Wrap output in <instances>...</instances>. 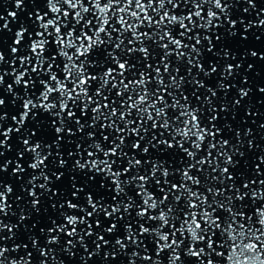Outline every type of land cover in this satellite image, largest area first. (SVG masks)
Masks as SVG:
<instances>
[{"label":"snow or ice","instance_id":"6c2138e0","mask_svg":"<svg viewBox=\"0 0 264 264\" xmlns=\"http://www.w3.org/2000/svg\"><path fill=\"white\" fill-rule=\"evenodd\" d=\"M40 2L46 10L35 8L18 25L8 56L3 33L25 0L0 15V109L5 93L12 105L19 101L17 126L0 124V148L10 149L13 132L22 146L14 160L0 151V173L14 164L20 192L31 198L15 197L31 213L21 207L16 223L0 220V264H65L58 253L71 259L77 246L85 253L79 264L102 248L105 260L120 253L127 264H264V152L250 173L238 172L248 166L237 145L248 137L247 148L257 147L252 129L237 128L233 143L220 117L237 112L252 91L238 88L239 98L225 102L233 87L226 81L242 67L228 41L264 28V8L246 22L232 18L234 0ZM242 2V14L257 8ZM241 56L264 60L255 50ZM257 91L264 95V87ZM29 121L46 127L47 139L33 140ZM13 192L0 179V216L16 215ZM36 218L45 223L38 227Z\"/></svg>","mask_w":264,"mask_h":264}]
</instances>
